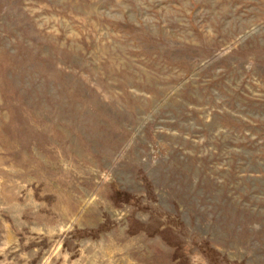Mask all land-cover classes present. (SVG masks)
Listing matches in <instances>:
<instances>
[{"label": "rangeland", "instance_id": "rangeland-1", "mask_svg": "<svg viewBox=\"0 0 264 264\" xmlns=\"http://www.w3.org/2000/svg\"><path fill=\"white\" fill-rule=\"evenodd\" d=\"M0 264H264V0H0Z\"/></svg>", "mask_w": 264, "mask_h": 264}]
</instances>
